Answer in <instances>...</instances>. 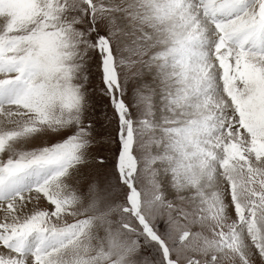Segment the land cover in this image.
Returning a JSON list of instances; mask_svg holds the SVG:
<instances>
[{
  "label": "snow or ice",
  "instance_id": "obj_1",
  "mask_svg": "<svg viewBox=\"0 0 264 264\" xmlns=\"http://www.w3.org/2000/svg\"><path fill=\"white\" fill-rule=\"evenodd\" d=\"M0 264H264V0H0Z\"/></svg>",
  "mask_w": 264,
  "mask_h": 264
}]
</instances>
